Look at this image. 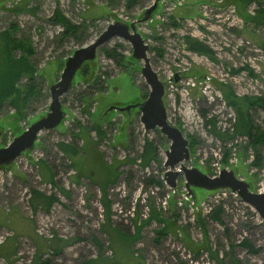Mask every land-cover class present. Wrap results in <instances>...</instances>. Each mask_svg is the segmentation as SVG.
<instances>
[{
  "label": "rangeland",
  "instance_id": "rangeland-1",
  "mask_svg": "<svg viewBox=\"0 0 264 264\" xmlns=\"http://www.w3.org/2000/svg\"><path fill=\"white\" fill-rule=\"evenodd\" d=\"M258 8L264 9V0H0V34L13 22L17 26L13 36L29 41L33 51L27 58L38 91L18 116L9 104H0V147L47 111V87L56 82L73 48L91 41L108 22L133 21L148 45V65L162 83L167 123L179 129L187 144L193 140L184 165L209 176L224 166L252 191L264 180V149L258 146L256 164L254 151L243 148L245 139L221 140L209 129L211 123L221 134L231 129L234 111L225 105L223 90L264 97V22L251 21ZM54 10L74 25L83 23L77 31L80 37L59 39L60 25L49 21ZM182 36L202 43L211 58L188 51ZM129 47L115 37L97 47L94 58L79 66L58 98L62 120L54 128L39 130L32 147L0 165L6 227L13 233L19 229L16 217H9L15 211L38 237L69 241L59 255L40 257L50 264H264L263 221L245 207L239 209L230 195L222 197L213 189L190 187L185 194L181 176L175 178L174 188L164 184L162 160L168 140L157 129L143 130L137 106L118 109L141 101L148 90L138 72L141 62L131 57ZM24 79L18 77L15 86L23 85ZM248 113L251 122L263 129L264 110L253 107ZM78 130L86 142L73 135ZM145 139H151L156 155L140 168L136 156ZM64 141L83 150L73 158L78 170L57 149L56 144ZM109 166H115L116 177L105 181L102 193L99 186L106 178L102 173ZM151 178L154 183L147 182ZM29 188L53 194L56 202L45 213L31 212L26 203ZM171 193L182 198L172 200ZM218 200H223L218 202L219 208L223 205L221 223L210 220L203 206L207 202L211 208ZM10 233L0 229V242ZM242 239L251 243L253 253L237 244ZM15 241L10 264H29L33 242L25 237ZM204 246L220 261L209 257ZM126 253L130 258H121Z\"/></svg>",
  "mask_w": 264,
  "mask_h": 264
},
{
  "label": "water",
  "instance_id": "water-1",
  "mask_svg": "<svg viewBox=\"0 0 264 264\" xmlns=\"http://www.w3.org/2000/svg\"><path fill=\"white\" fill-rule=\"evenodd\" d=\"M139 33L133 26V21L125 24L122 21L108 22L101 32L97 34L91 41L72 49L65 58L61 66V72L58 74L57 80L50 83L47 87L49 99L47 103V111L42 116L21 130V132L13 136L6 145L0 147V165H6L14 161L19 153L32 147L33 141L39 130H47L54 128L63 118V112L58 98L61 97L71 84V78L79 66L94 58V52L97 47L101 46L109 38H118L130 45L131 57L141 62L139 75L143 78L147 87V94L144 98L135 102L133 105H124L121 111L137 106L136 110L139 114L138 122L144 131L157 129L158 133L168 140L164 158L162 160L164 171V184L169 188L175 187V178L182 177V185L185 188V194L189 195L190 187H198L207 191L219 188H226L228 191L238 195L241 202L252 207L257 216L264 222V191L256 193L249 190V184L242 179L237 178L230 169L220 168L214 176H209L198 169L185 166L184 162L188 159L187 139L182 136L179 129L170 125L166 121V113L164 111L162 83L148 65V57L146 53L147 43L142 41ZM172 200L181 199L180 195L171 193Z\"/></svg>",
  "mask_w": 264,
  "mask_h": 264
},
{
  "label": "trees",
  "instance_id": "trees-1",
  "mask_svg": "<svg viewBox=\"0 0 264 264\" xmlns=\"http://www.w3.org/2000/svg\"><path fill=\"white\" fill-rule=\"evenodd\" d=\"M248 1V0H244ZM127 3H130L131 0H126ZM12 9V7L10 8ZM13 11H19L22 10L21 6L19 7V10L12 9ZM251 21L256 23H262L264 22V9H257L255 11ZM49 21H51L54 24L60 25V38H68V37H74L76 39L77 37H80L78 34V29L83 26V23L80 25H74L72 22H69L66 20L62 15L61 12L58 10H54V12L51 14ZM16 25L11 22L8 27L4 31L1 32V36H3L1 42L3 44V54L2 59L4 62L0 63V104L3 102H6L9 104L15 111V114L18 116L23 108V106L26 104V102L29 99L35 98L38 96V91L36 88V85L34 82H32V75H34V70L32 69V66L30 62L28 61V56L32 53V47L29 44V41L25 38H15L13 36V32L16 30ZM184 46L188 51L196 52L197 54L207 55L208 58H211V52L210 50L205 47L202 43L198 42L195 38H189L187 36H182ZM12 51H17L18 56L13 57ZM159 52V50H158ZM110 55L112 57H116L115 54L111 50H109ZM23 76L24 84L20 86H15L14 81L20 77ZM221 97L223 98V101L226 103L225 105L228 106L232 111H234V116L232 119L231 129L229 130L228 134H221L216 132L213 127V123H211L212 128H210V132L212 135L219 139H228V138H234V136L245 138L243 143V148L246 149V147L251 148L254 151V158L255 163L259 164V156L257 155V148L260 146L262 149H264V128L259 129V126H256L253 122H251L249 118L248 109L249 108H257L264 110V97H260L258 95L254 96H246L245 94L242 96H235L232 91L229 89L223 90L221 92ZM178 123L176 122V125ZM77 129H80L79 126H77ZM81 130V129H80ZM78 130L73 135H80L82 131ZM97 137H100L101 131L98 128H95ZM79 137L80 140L83 142H86L87 137L83 134H81ZM193 140L190 139L187 146L188 148L192 145ZM57 149L60 151L61 154L66 155L70 159V164L73 165V168L76 170L79 169V165L74 164L73 158L79 157L83 153L82 148H75L73 144L64 142H58L56 144ZM80 151V152H79ZM228 151L223 152V157L227 155ZM156 155V152L154 150L153 144L151 142V139L147 140L145 139L143 144L141 145V151L137 154L136 159L137 163H139L140 168H145L150 160H154V156ZM96 157L93 155V159ZM132 161V160H131ZM223 162L226 163V159L223 158ZM223 163V164H224ZM104 169V178L105 180L102 181L103 183L100 184L99 188L101 189L102 193L105 192V181H108L109 183L114 180V177H116V172L113 169L110 168ZM147 182L154 183V181L151 179H148ZM156 183V182H155ZM61 192L65 193L63 190L59 189ZM28 197L26 198V203L28 204L31 212L35 210H39L43 213L47 212L48 208L54 202H56V198L53 194H44L41 191L29 188L28 189ZM221 208H219L218 204H215L212 206V209L208 212L207 217L210 220H214L217 222L221 221L219 220L218 215L221 213ZM13 217V216H12ZM18 220V219H17ZM21 225H23V222H21ZM25 224H28L27 220L24 221ZM18 226V224H17ZM26 226H29L26 225ZM166 227V226H165ZM165 227L161 228V232H165ZM22 228V227H21ZM32 228V227H31ZM24 230V228H22ZM30 233V231L28 232ZM157 234V232H156ZM158 235V234H157ZM5 238V237H4ZM3 238V239H4ZM43 243L42 247H36L34 246V255L30 258L29 264H50L46 259H41L40 257L45 255H59L60 249L67 245L69 241L52 237L50 240H47L48 238H40L38 237ZM3 243L0 242V244ZM35 243V242H34ZM127 243V241L125 242ZM237 244H239L241 247H243L246 252H254L255 249L252 247L251 243H249L247 240L242 239ZM35 245V244H34ZM210 249L208 246H204V251L208 252ZM121 252L124 253V248L121 250ZM208 256L211 258H214L216 261H220L218 257L216 256V253H210L208 252ZM40 258V259H39ZM121 258H130L126 254H122ZM133 258H137L134 256ZM9 259V258H8ZM12 259V258H11ZM11 259L7 260L8 262H4V264H10ZM122 260V259H121ZM6 261V260H5ZM136 263L138 261H135ZM236 262V261H235ZM233 262V264H236ZM114 263L113 261L111 262ZM89 264V263H88ZM90 264H109L105 262H91ZM122 264V263H121ZM123 264H131V262L123 263Z\"/></svg>",
  "mask_w": 264,
  "mask_h": 264
},
{
  "label": "crops",
  "instance_id": "crops-1",
  "mask_svg": "<svg viewBox=\"0 0 264 264\" xmlns=\"http://www.w3.org/2000/svg\"><path fill=\"white\" fill-rule=\"evenodd\" d=\"M7 209V207H6ZM6 209L4 207H2L0 205V229L1 230H5L7 231V229L11 232L9 236L5 237L3 239V243L0 244V261L2 262H8L7 260L11 259V257L14 256V251H15V245H16V239L17 238H21V237H25L28 240H31V242H33L32 247L34 249L36 247H42V241L38 238V236L34 233V229L31 228V225L29 224V226H26L28 224H25V218L21 215H19V213L17 214L15 211L11 212V215H9V217L11 218L16 217V219H18L17 223H18V230L14 231V233L12 232V229H9L8 227H6V222H7V215H6ZM23 219V225H21L20 220ZM25 229V232H20L22 228ZM30 231V233H28ZM35 242V243H34ZM35 244V245H34ZM9 258V259H8ZM6 260V261H5Z\"/></svg>",
  "mask_w": 264,
  "mask_h": 264
},
{
  "label": "built area",
  "instance_id": "built-area-1",
  "mask_svg": "<svg viewBox=\"0 0 264 264\" xmlns=\"http://www.w3.org/2000/svg\"><path fill=\"white\" fill-rule=\"evenodd\" d=\"M192 85H193V84L191 83L190 86H192ZM243 139H245V138H243ZM249 157H250V156H249ZM224 168H226V167H224ZM218 170H219V168H216L215 171H214V173L212 174V176L216 175V174L219 172ZM263 172H264V171H263ZM215 191H217V192L219 193V195L222 196V197H224V195H230V196L232 197V199L234 200V201H233V204H234V205H239V207H240L239 209H241L242 207H245L246 210H248L249 213L255 217V219H258L260 222H262L261 219H260V218L257 216V214L255 213L254 209H253L252 207H249V206L246 205L245 203L241 202V200L239 199L238 195H235L234 193L228 191L225 187H224V188H220V189H216ZM253 191L256 192V193H260V191L263 192V191H264V180H263V183H260V185H258L257 187H255V188L253 189ZM216 198H217V199H220L219 196H214L213 199H216ZM215 201H216V200H215ZM215 201H214V202H215ZM219 201H223V200H218L217 202L214 203V205H215V204H219V203H218ZM228 203H229V202H228ZM207 204H209V203L205 202V203L203 204V206H204L205 208H207V209H208V212H209V211L212 209V207L210 208ZM222 206H223V205L221 204L220 207L222 208ZM249 213H247V214H249ZM241 214H243V217L245 218L246 213L241 212Z\"/></svg>",
  "mask_w": 264,
  "mask_h": 264
},
{
  "label": "flooded vegetation",
  "instance_id": "flooded-vegetation-1",
  "mask_svg": "<svg viewBox=\"0 0 264 264\" xmlns=\"http://www.w3.org/2000/svg\"><path fill=\"white\" fill-rule=\"evenodd\" d=\"M178 78V76H176Z\"/></svg>",
  "mask_w": 264,
  "mask_h": 264
}]
</instances>
